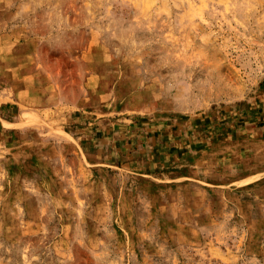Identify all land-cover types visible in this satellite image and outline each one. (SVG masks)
Returning a JSON list of instances; mask_svg holds the SVG:
<instances>
[{"label":"rangeland","instance_id":"obj_1","mask_svg":"<svg viewBox=\"0 0 264 264\" xmlns=\"http://www.w3.org/2000/svg\"><path fill=\"white\" fill-rule=\"evenodd\" d=\"M15 94L0 264H264V0H0Z\"/></svg>","mask_w":264,"mask_h":264},{"label":"crops","instance_id":"obj_2","mask_svg":"<svg viewBox=\"0 0 264 264\" xmlns=\"http://www.w3.org/2000/svg\"><path fill=\"white\" fill-rule=\"evenodd\" d=\"M24 90H25V88L21 89V91L25 92ZM9 93H11L10 90H9ZM14 93H16V92H14ZM16 94L19 95L20 93L18 92ZM18 95L14 96V97H12V96L10 97V95H8L5 99L0 101V104L16 103L17 105L21 104V106H26L28 104V101H25L23 98L17 97ZM102 145H107V144H106V142L102 141Z\"/></svg>","mask_w":264,"mask_h":264}]
</instances>
